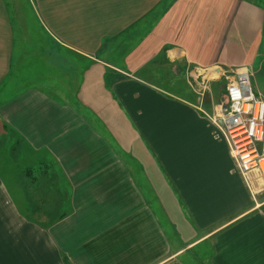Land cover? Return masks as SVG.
<instances>
[{
  "label": "crops",
  "instance_id": "0c3cea01",
  "mask_svg": "<svg viewBox=\"0 0 264 264\" xmlns=\"http://www.w3.org/2000/svg\"><path fill=\"white\" fill-rule=\"evenodd\" d=\"M257 66L264 0H0V264H264L198 91Z\"/></svg>",
  "mask_w": 264,
  "mask_h": 264
},
{
  "label": "built area",
  "instance_id": "2783aa9c",
  "mask_svg": "<svg viewBox=\"0 0 264 264\" xmlns=\"http://www.w3.org/2000/svg\"><path fill=\"white\" fill-rule=\"evenodd\" d=\"M228 98L215 107L213 118L222 128L236 164L247 183L264 180V97L258 95L248 68L229 80ZM264 182V181H263Z\"/></svg>",
  "mask_w": 264,
  "mask_h": 264
},
{
  "label": "rangeland",
  "instance_id": "374dc122",
  "mask_svg": "<svg viewBox=\"0 0 264 264\" xmlns=\"http://www.w3.org/2000/svg\"><path fill=\"white\" fill-rule=\"evenodd\" d=\"M236 72H237V70H232L231 72H229V71L225 72L224 71V74L222 75V77H219V74H216L215 76L211 75L209 77L210 81L208 82L209 83L208 89L204 90L203 88L200 87L201 91L198 90L199 94L200 95L202 94L201 95L202 99H204V101H203V105L204 106H208L209 105L211 107V99L210 98H212V97H214L215 101L219 100V102H223V101H225L228 98V90H229V85H230L229 80H230V78L231 79L234 78ZM222 78L224 79V81H222L223 88H224V91H225V92H223V95L225 96L223 98L224 100L220 96L221 92H220V90H218L219 86H217V84L214 83L216 80H221ZM193 84H196V83L194 82ZM252 84H253L255 89L259 88L261 90V92L264 94V66H263L262 70L258 66L255 67L254 75H253V78H252ZM255 91H257V90H255ZM223 95H222V97H223ZM218 105L219 104H217V105H215L213 107V112L211 113V117H213L214 111H215V107L218 106ZM255 179H261L258 182H255V185H253L251 183V181H250V186H251L252 190L254 191V193H255V195L257 197V195H259V194H264V182H263L264 180L260 176L255 177ZM44 195L48 196V193H44Z\"/></svg>",
  "mask_w": 264,
  "mask_h": 264
},
{
  "label": "bare ground",
  "instance_id": "6f19581e",
  "mask_svg": "<svg viewBox=\"0 0 264 264\" xmlns=\"http://www.w3.org/2000/svg\"><path fill=\"white\" fill-rule=\"evenodd\" d=\"M263 168H264V161H263Z\"/></svg>",
  "mask_w": 264,
  "mask_h": 264
}]
</instances>
